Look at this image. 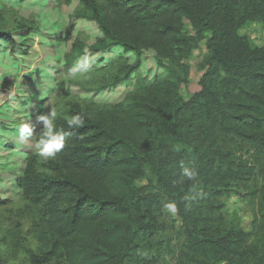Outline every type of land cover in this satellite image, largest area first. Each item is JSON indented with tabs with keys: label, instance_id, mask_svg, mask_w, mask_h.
Listing matches in <instances>:
<instances>
[{
	"label": "trees",
	"instance_id": "1",
	"mask_svg": "<svg viewBox=\"0 0 264 264\" xmlns=\"http://www.w3.org/2000/svg\"><path fill=\"white\" fill-rule=\"evenodd\" d=\"M83 1L102 30V46L91 54L118 48L136 55L123 80L140 68L145 48L177 70L170 68V77L154 84L148 98L136 96L126 104L118 125L92 120L79 110L74 116L82 118V127L54 122L68 133L56 157L96 182L90 190L84 181L63 175L58 162L50 168L62 177L52 178L38 171L35 155L28 158L23 195L45 210L37 233L44 250L34 264L56 258L68 264H128L141 240L151 236L148 207L160 199L177 203L180 255L190 264H249L252 255L255 264H264V178L255 189L259 217L253 243L235 221L226 223L212 198L235 191L264 154V45L239 32L253 23L264 26V0ZM28 34L0 28V53L8 46L15 53L18 36ZM205 39L201 89L186 99L181 84L188 82L189 59ZM70 53L67 65L74 63ZM107 61L103 55L98 65ZM181 163L195 167V181L182 176ZM148 171L158 187L155 193L136 183ZM102 183L103 193L97 189ZM65 192L76 197L60 211ZM193 195L200 196V206L194 199L185 201ZM198 207L203 211L197 215Z\"/></svg>",
	"mask_w": 264,
	"mask_h": 264
},
{
	"label": "rangeland",
	"instance_id": "2",
	"mask_svg": "<svg viewBox=\"0 0 264 264\" xmlns=\"http://www.w3.org/2000/svg\"><path fill=\"white\" fill-rule=\"evenodd\" d=\"M105 3L104 0H98ZM83 0H0V28L29 30L25 38L18 36L15 53L6 47L0 53V262L2 264H34L35 256L44 250L37 233L45 210L33 206L23 195L21 179L27 160L35 155L38 171L52 178L62 174L51 169V162H58L63 175L84 181L93 188L95 179L82 172H74L63 166L55 156L48 160L37 155L36 144L43 131L38 117L55 109L54 122L67 123L77 110L90 119L108 126L118 125L125 116V106L136 96L148 98L150 88L170 77L169 69L177 70L152 48H145L142 65L130 78L123 80L126 72L136 62V55L118 48L106 55L101 51L92 55V50L101 45L102 30L92 11ZM186 28L190 25L186 22ZM240 34L254 45H264V26L253 23L240 29ZM209 37V35H207ZM206 39L199 43L189 59L190 76L181 84L186 99L201 89L200 79L206 67ZM102 46V45H101ZM74 63L67 65L66 54ZM108 61L98 65L103 57ZM88 60L87 72L75 71L76 65ZM31 123L34 134L26 143L16 139V126ZM55 124V123H54ZM90 135V134H88ZM247 155V158L253 153ZM252 161V159H249ZM258 169L247 175L235 191L213 199L216 211L226 223L235 221L247 236L248 243L255 241V224L259 217L258 198L255 189L264 178V154ZM137 186L149 193L158 190L148 171L140 177ZM97 187L103 193L102 186ZM76 195L65 192L57 207L60 211L71 207ZM199 205L200 196L195 198ZM165 200L149 206L148 223L152 226L150 237H144L140 247L128 264H190L180 255L182 221L178 214L172 216L163 208ZM195 206V207H196ZM200 206V205H199ZM198 212L203 208L198 207ZM200 218H205L201 217ZM47 264H68L56 258ZM254 263V255L249 259Z\"/></svg>",
	"mask_w": 264,
	"mask_h": 264
},
{
	"label": "clouds",
	"instance_id": "3",
	"mask_svg": "<svg viewBox=\"0 0 264 264\" xmlns=\"http://www.w3.org/2000/svg\"><path fill=\"white\" fill-rule=\"evenodd\" d=\"M90 67V62L88 60H83L79 62L75 71L87 72ZM57 112L55 109L47 114H42L38 117V121L43 124V131L40 135L38 143L36 144L37 155L45 160L54 158L58 152H60L65 147L66 136L68 135L62 128L57 129L54 121L56 120ZM67 126L69 129L75 127H82L83 120L79 115L73 116L71 119L67 120ZM16 139L19 143H26L30 137L34 134V126L31 123H21L16 126ZM182 176L189 181H195L197 179V170L194 166L189 167L181 163ZM195 192V187L193 188ZM197 195H202V193H197ZM196 195L186 196L185 201L193 200ZM163 208L167 213L175 216L178 212V206L175 201H169L163 205Z\"/></svg>",
	"mask_w": 264,
	"mask_h": 264
}]
</instances>
